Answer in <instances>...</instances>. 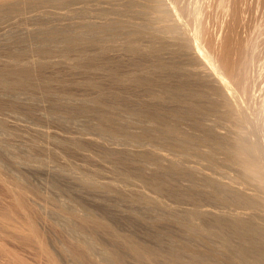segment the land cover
<instances>
[{"label":"bare ground","instance_id":"1","mask_svg":"<svg viewBox=\"0 0 264 264\" xmlns=\"http://www.w3.org/2000/svg\"><path fill=\"white\" fill-rule=\"evenodd\" d=\"M263 30L264 0H0V264H264Z\"/></svg>","mask_w":264,"mask_h":264},{"label":"rangeland","instance_id":"2","mask_svg":"<svg viewBox=\"0 0 264 264\" xmlns=\"http://www.w3.org/2000/svg\"><path fill=\"white\" fill-rule=\"evenodd\" d=\"M253 31H254V30H253ZM256 31H257V29H256ZM256 31H254V32H256ZM263 31H264V30H263ZM263 31H261V33H262ZM254 32H253V33H254ZM254 34L256 35L254 38H256L258 34H256V33H254ZM254 34H253V35H254ZM262 35H264V34L262 33ZM262 35H261V36H262ZM261 36H260V37H261ZM260 37L258 38V39L260 40V41L258 40V46H259L260 48H263V47H264V41H263V40H264V37H263L262 40H261L262 37H261V38H260ZM259 43H261L262 45L259 44ZM262 46H263V47H262ZM251 65H253V64H251ZM251 65H250L249 68H253L254 65L256 66L257 64H254L253 67H252ZM257 67H258V65H257ZM257 67H256V68H257Z\"/></svg>","mask_w":264,"mask_h":264}]
</instances>
